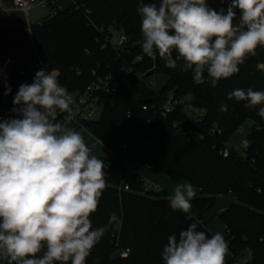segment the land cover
I'll list each match as a JSON object with an SVG mask.
<instances>
[{
	"label": "trees",
	"instance_id": "obj_1",
	"mask_svg": "<svg viewBox=\"0 0 264 264\" xmlns=\"http://www.w3.org/2000/svg\"><path fill=\"white\" fill-rule=\"evenodd\" d=\"M208 3L219 10L222 0ZM138 4L139 0H73L71 8L31 25L29 32L0 28V114L16 118L13 99L21 84L33 82L31 63L36 54L48 70L59 72L69 94L111 75L117 92L104 97L99 119L82 128L113 155L112 161L104 160L107 186L90 217L93 228L107 225L112 213L122 218V227L105 233L86 264H163L161 252L170 234L178 236L198 222V230L212 235L204 215L218 196L229 194L235 201L217 217L229 243L227 264H234L246 247L254 253L249 264H264V119L258 116V107L245 108V102L228 99L237 88L264 91V47H258L231 78L212 86L205 72V82L197 84L193 73L180 67L183 61L170 69L158 54L153 61L143 53ZM116 27L127 40L120 49L111 44ZM151 71L167 78L157 92L145 83ZM6 85L11 88L7 95ZM168 96L184 104L162 117L158 108ZM221 105L228 110L221 111ZM188 107L202 112L197 120L184 114ZM248 121L252 123L248 148L240 156L228 150L226 142ZM185 122L194 124L198 132L178 135ZM129 158L173 183L190 182L200 193L192 201L198 218L173 212L165 191H145L143 178L126 166ZM127 250V256L121 257Z\"/></svg>",
	"mask_w": 264,
	"mask_h": 264
},
{
	"label": "clouds",
	"instance_id": "obj_2",
	"mask_svg": "<svg viewBox=\"0 0 264 264\" xmlns=\"http://www.w3.org/2000/svg\"><path fill=\"white\" fill-rule=\"evenodd\" d=\"M223 2V0H222ZM145 55L156 54L170 69L191 71L197 84L212 86L238 74L240 65L264 47V0H230L227 8L208 0H139ZM175 52V58L173 53ZM2 74V73H0ZM56 70H38L13 99L16 118L0 119V261L4 264H86L111 228H93L107 186L105 162L92 154L82 134L66 127L73 118L72 96ZM7 95L11 88L7 86ZM228 99L257 108L264 119V91L237 88ZM221 111H227L221 105ZM63 116V121L59 117ZM196 190L177 183L169 197L173 212L190 214ZM42 253V254H41ZM231 255L223 233L209 236L193 222L163 246V264H227ZM253 249L241 250L235 264H249Z\"/></svg>",
	"mask_w": 264,
	"mask_h": 264
},
{
	"label": "built area",
	"instance_id": "obj_3",
	"mask_svg": "<svg viewBox=\"0 0 264 264\" xmlns=\"http://www.w3.org/2000/svg\"><path fill=\"white\" fill-rule=\"evenodd\" d=\"M73 1V0H71ZM12 6L13 10L20 12L24 16V25L23 23H14L10 30L15 31L18 29H25L27 32L30 30V26L28 24V17L29 13L36 8L41 9H47L50 14L49 18L55 16L57 12H61L63 8L59 6L56 3V0H12ZM51 6H56L55 10H50ZM8 12L4 10L3 8H0V16L6 15ZM43 21V20H42ZM39 24V23H37ZM26 27V28H25ZM114 34L117 36V41H111V44L116 49H120L125 46L127 40L126 37L121 34L119 31L114 30ZM151 60L154 61L155 56L149 57ZM141 58L138 57L136 59V62H140ZM48 70V66L42 62L40 57L36 54L35 58L33 59L31 63V72L33 74V77L35 76V73L38 70ZM96 73L93 72L92 76L95 78ZM117 92V86L115 85L113 81V77L111 75H104L101 78H96L95 81H93L90 85H88L82 92L79 93H72L70 94L72 96V104L71 107L73 109V118L68 121H63V116L59 117L61 121H63L66 124L70 123L72 125V128H82L85 124H88L90 122L96 121L101 116V113L104 108V97L107 95H112L113 93ZM183 100L174 99L173 96H168L167 100L158 108V113L162 117H166L168 114H170L173 109L177 106L183 105ZM144 111L147 110V107H142ZM184 114L193 120H197L195 116H192L188 113L187 110L184 111ZM129 115V113H128ZM12 118L9 113H3L0 114V119H9ZM83 129V128H82ZM241 147L243 149L248 148V143L246 141L242 142ZM228 151H224L223 155L227 156ZM125 191H128V188H124ZM153 190L156 192H159L160 190L157 188H146L145 191ZM128 254V250L124 251L120 256L126 257ZM1 263H4L3 261H0ZM235 264V263H234Z\"/></svg>",
	"mask_w": 264,
	"mask_h": 264
},
{
	"label": "rangeland",
	"instance_id": "obj_4",
	"mask_svg": "<svg viewBox=\"0 0 264 264\" xmlns=\"http://www.w3.org/2000/svg\"><path fill=\"white\" fill-rule=\"evenodd\" d=\"M3 3L1 4L4 10H12L13 8L11 1L9 0H1ZM230 0H223L221 7H224L225 9L228 6V3ZM65 1H64V6H65ZM50 12L47 9H41V8H36L35 10L31 11L29 13L28 17V24L29 25H36L37 23H40L42 20L48 18ZM15 17H20L19 20H23V16L20 14L15 15ZM10 17L6 16L2 18L3 20H8ZM1 19V17H0ZM9 25H2V30H8ZM142 35V33H141ZM113 41H117V36L116 34L113 35ZM167 78L165 76L161 75H154L152 77H149L145 79L146 85H148L153 91L157 92L159 91L166 83ZM188 113L191 114L192 116H195L196 118L199 117L202 112L199 109L192 110L190 107L187 108ZM66 127L72 128V125L70 123L66 124ZM252 128V123L251 122H245L239 129H237L228 139L226 142V148L228 150L233 149L237 151L238 155L243 156L244 155V149L241 147L242 142L246 141L248 134L250 133ZM74 129V128H72ZM79 131L86 144L91 148L92 154L96 155L98 158H101L102 160H110V155L108 151L100 145L96 140H94L91 136L87 134V132L82 129V128H77L75 129ZM143 168L145 171L143 172L144 176H146L147 179H145V184L146 187L151 185V182L148 180H153L152 175H157L152 169L145 167V166H140ZM234 201V197L232 194L226 195L224 198H220L215 206L211 208L208 211V219L211 220V226L215 227L216 231L218 230L219 232L223 233V225L220 223V221L217 218V213L218 211L223 208L224 206L229 204V202ZM225 235V234H224ZM226 238V235H225Z\"/></svg>",
	"mask_w": 264,
	"mask_h": 264
},
{
	"label": "crops",
	"instance_id": "obj_5",
	"mask_svg": "<svg viewBox=\"0 0 264 264\" xmlns=\"http://www.w3.org/2000/svg\"><path fill=\"white\" fill-rule=\"evenodd\" d=\"M64 1L66 2L65 3V6H64ZM3 3V1H1L0 0V8H3L2 7V4ZM56 3L59 5V6H61L63 9H69V8H71L72 6H73V1H71V0H56ZM11 4H12V2H11ZM4 9V8H3ZM12 10H6L8 13L6 14V15H4V16H0L1 17V19H0V28L2 29V25L4 26V25H9V28H8V30H10V28H11V26L14 24V23H24V16L20 13V12H18V11H15V10H13V8H11ZM17 14H20V15H22L23 16V20L21 21V20H19L20 19V17H15V15H17ZM6 16H8V17H10L8 20H3L2 18H4V17H6ZM85 130V129H84ZM88 134V133H87ZM89 135V134H88ZM94 139V138H93ZM95 140V139H94ZM99 143V142H98ZM100 144V143H99ZM101 145V144H100ZM109 153V155H110V160H106V161H112L113 160V155L110 153V152H108ZM126 166H127V168H128V170H129V172L130 173H133V174H138L139 176H141L142 178H143V180L145 181V179H147L146 178V176H144V174H143V172L145 171L143 168H141L140 166V164L137 162V161H135L134 159H132V158H129L127 161H126ZM152 178H153V180H150V179H148L150 182H151V185L150 186H148V187H146V188H150V187H153V188H157V189H159V190H163V191H165L169 196L171 195V192H172V189L174 188V186L177 184V183H173V182H171L169 179H167L166 177H163V176H160V175H152ZM179 183H184L183 181L182 182H179ZM196 190V196H195V198H198L199 196H200V193H199V191L197 190V189H195ZM225 196H218L217 197V199H216V202L220 199V198H224ZM194 198V199H195ZM193 199V200H194ZM234 201H235V198H234ZM233 200L231 201V202H229V204L228 205H226V207L224 206L223 208H221L219 211H218V213H217V217L222 213V212H224L227 208H228V206L230 205V204H232L233 202H234ZM190 215H191V217H193V218H195V219H197L198 218V216H199V213L192 207L191 208V212H190ZM207 215H208V212L204 215V218L205 219H207V224H206V229L211 233V234H214L215 232H217L216 231V229H215V227H212L211 226V220L210 219H208V217H207ZM223 234H225V229H224V227H223ZM225 236V235H224Z\"/></svg>",
	"mask_w": 264,
	"mask_h": 264
},
{
	"label": "water",
	"instance_id": "obj_6",
	"mask_svg": "<svg viewBox=\"0 0 264 264\" xmlns=\"http://www.w3.org/2000/svg\"><path fill=\"white\" fill-rule=\"evenodd\" d=\"M115 30L119 31L120 28L116 27ZM153 75H154V72L151 71L148 75H146V78L152 77ZM143 103H149V102L147 101V102H143ZM197 132H198V128L194 124H192L190 122H185L179 126L178 135L189 137L191 134L197 133Z\"/></svg>",
	"mask_w": 264,
	"mask_h": 264
}]
</instances>
